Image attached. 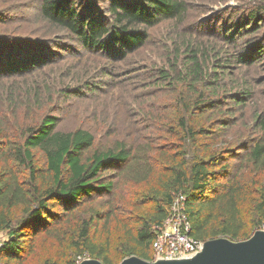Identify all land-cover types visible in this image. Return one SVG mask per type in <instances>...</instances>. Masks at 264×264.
I'll return each mask as SVG.
<instances>
[{
    "label": "rangeland",
    "instance_id": "rangeland-1",
    "mask_svg": "<svg viewBox=\"0 0 264 264\" xmlns=\"http://www.w3.org/2000/svg\"><path fill=\"white\" fill-rule=\"evenodd\" d=\"M182 1L179 16L138 26L147 34L141 47L116 54L89 49L49 24L41 16L39 0H0V40L26 37L51 48L41 66L0 77V152L5 140H17L31 123L58 116L59 130L82 128L93 134L91 150L121 144L131 154L124 168L104 174L112 181L110 193L93 194L65 213L56 208L58 221L37 236L36 252L26 264H62L68 259L77 264L91 258L87 252L78 255L75 245L80 228L91 219L96 223L90 232L95 245L104 248L112 264L133 256L127 253L134 250L135 228L150 214L171 168L202 154L206 141L221 152L215 170L227 166L233 184L238 182L251 196L264 187V167L259 169L246 153L261 140L256 122L264 111V53L256 54L252 47L264 33V22L248 25L247 18L264 0ZM89 2L93 12L109 16L106 0ZM192 54L202 72L187 82ZM200 99L214 102L213 109L200 105ZM185 126L196 136H189ZM201 128L208 138L201 136ZM33 156L35 174L49 180L43 153L34 149ZM2 167L21 180L30 175L15 162ZM14 213L20 215L21 206ZM239 219L243 228L238 241L263 223L251 203ZM211 230L206 240L223 237L217 223ZM5 239L6 232L0 231V242ZM148 253L152 258L151 249ZM0 264H7L4 257Z\"/></svg>",
    "mask_w": 264,
    "mask_h": 264
},
{
    "label": "trees",
    "instance_id": "trees-1",
    "mask_svg": "<svg viewBox=\"0 0 264 264\" xmlns=\"http://www.w3.org/2000/svg\"><path fill=\"white\" fill-rule=\"evenodd\" d=\"M39 1L41 16L49 24L69 32L89 49L116 50V54H124L144 44L147 34L138 26H150L161 19L175 18L184 11L182 0H106L109 16L105 17L98 11L93 12L89 0ZM247 19L248 25L255 21L264 22V4L254 8ZM253 30L255 32L257 26ZM42 42L26 37H17L13 41L0 40V77L25 74L46 63V53L51 48L43 49ZM252 47L254 53H264V33ZM190 56L186 64L187 82L201 76L202 72L196 56ZM31 94L34 98L36 92ZM35 100H38L36 96ZM200 100V105H209L213 109L214 102ZM29 109L26 108L27 111ZM57 117L46 116L40 122L31 123L17 140H5L0 152V231L7 235L0 245V258L4 257L7 264H26L29 256L35 254L37 236L48 231L59 219L57 207L65 213L75 209L84 198L110 193L112 181L104 174L113 168H124L130 160V151L121 144L108 150H91L95 142L91 132L82 128L59 130ZM256 123L260 127L261 140L250 146L246 153L251 162L261 169L264 167V111ZM184 128L189 136H196L192 127ZM204 133L201 128V136L208 138ZM204 144L202 154H196L190 162L181 161L171 168L161 185L159 196L153 198L150 214L135 228L134 250L128 255L152 260V242L157 228L178 195L184 197L183 204L191 224L189 235L196 240L205 241L214 223L218 225L217 233L223 237L240 240L243 222L239 218L249 203L260 223H264V187L259 186L255 196H251L244 186L238 182L233 184L227 166L215 170L220 164L221 152L214 151L208 141ZM34 149L45 157L49 180L44 181L35 174ZM9 161L29 169V177L21 180L15 173L3 168L2 165ZM221 179L224 182H218ZM20 206L21 214L16 216L14 210ZM95 227L94 219L82 225L75 242L77 254L87 252L103 264H112L104 248L95 245L90 234ZM150 249L152 258L148 253ZM62 264L76 262L68 259Z\"/></svg>",
    "mask_w": 264,
    "mask_h": 264
},
{
    "label": "water",
    "instance_id": "water-1",
    "mask_svg": "<svg viewBox=\"0 0 264 264\" xmlns=\"http://www.w3.org/2000/svg\"><path fill=\"white\" fill-rule=\"evenodd\" d=\"M78 264L103 263L95 258H86ZM119 264H264V229L256 230L242 241H232L227 237L206 240L191 257L148 261L133 255L122 259Z\"/></svg>",
    "mask_w": 264,
    "mask_h": 264
},
{
    "label": "built area",
    "instance_id": "built-area-1",
    "mask_svg": "<svg viewBox=\"0 0 264 264\" xmlns=\"http://www.w3.org/2000/svg\"><path fill=\"white\" fill-rule=\"evenodd\" d=\"M183 201L182 195L174 198L166 218L157 228L152 242L153 260L191 257L200 250L202 241L189 235L191 224ZM259 229H264V223Z\"/></svg>",
    "mask_w": 264,
    "mask_h": 264
}]
</instances>
